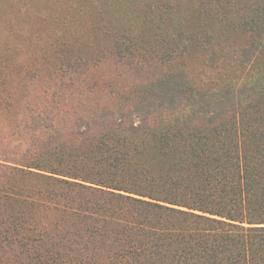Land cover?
<instances>
[{
    "label": "trees",
    "instance_id": "16d2710c",
    "mask_svg": "<svg viewBox=\"0 0 264 264\" xmlns=\"http://www.w3.org/2000/svg\"><path fill=\"white\" fill-rule=\"evenodd\" d=\"M231 14L239 45L206 38L223 81L172 68L177 49L159 77L120 88L68 58L25 102L23 141L0 149V264H264V0ZM128 36L112 48L137 70ZM84 84L102 92L90 109L70 96Z\"/></svg>",
    "mask_w": 264,
    "mask_h": 264
},
{
    "label": "rangeland",
    "instance_id": "374dc122",
    "mask_svg": "<svg viewBox=\"0 0 264 264\" xmlns=\"http://www.w3.org/2000/svg\"><path fill=\"white\" fill-rule=\"evenodd\" d=\"M247 1L0 0V96L11 100L9 106L0 108V149L23 141L24 131L18 126L23 105L42 103L68 58L86 62L84 79L107 80L120 88L146 82L147 76L159 77L167 65L158 56L177 49L172 68L183 65L195 81H199L200 69L205 71L202 81H223L227 67L213 71L206 66L212 50L206 38L233 35L234 45H239L242 35H236L237 17L231 13ZM121 33L128 34L134 50L146 56L137 70L115 59L112 38ZM223 39L217 51L225 64L231 46ZM101 93L84 84L70 96L83 95L86 101L81 107L90 109Z\"/></svg>",
    "mask_w": 264,
    "mask_h": 264
}]
</instances>
